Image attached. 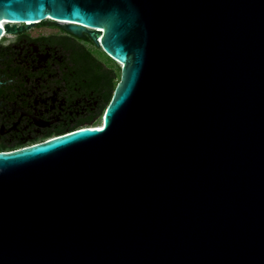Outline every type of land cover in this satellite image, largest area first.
<instances>
[{
	"label": "water",
	"instance_id": "obj_1",
	"mask_svg": "<svg viewBox=\"0 0 264 264\" xmlns=\"http://www.w3.org/2000/svg\"><path fill=\"white\" fill-rule=\"evenodd\" d=\"M42 22L121 76L102 126L0 153V264H264V0H0V41Z\"/></svg>",
	"mask_w": 264,
	"mask_h": 264
},
{
	"label": "flooded vegetation",
	"instance_id": "obj_2",
	"mask_svg": "<svg viewBox=\"0 0 264 264\" xmlns=\"http://www.w3.org/2000/svg\"><path fill=\"white\" fill-rule=\"evenodd\" d=\"M88 39L45 24L1 39L0 153L102 126L104 75L111 68ZM87 50L102 63H76L75 53Z\"/></svg>",
	"mask_w": 264,
	"mask_h": 264
},
{
	"label": "trees",
	"instance_id": "obj_3",
	"mask_svg": "<svg viewBox=\"0 0 264 264\" xmlns=\"http://www.w3.org/2000/svg\"><path fill=\"white\" fill-rule=\"evenodd\" d=\"M41 24H45L48 26H55L54 23H48V22H42ZM88 41L91 42L90 39ZM92 43V42H91ZM102 54L107 56L102 49H100ZM108 57V56H107ZM75 62L79 64H86V65H95L97 63H102L100 62L91 51L84 52V51H77L74 55ZM111 61H113L110 57H108ZM115 62V61H114ZM104 64H107L106 62L103 61ZM108 65V64H107ZM111 69L110 71H106L104 75V93H105V105L109 104L111 101L115 88L117 87L119 81H120V76H121V70L117 69L115 66H110L108 65Z\"/></svg>",
	"mask_w": 264,
	"mask_h": 264
},
{
	"label": "rangeland",
	"instance_id": "obj_4",
	"mask_svg": "<svg viewBox=\"0 0 264 264\" xmlns=\"http://www.w3.org/2000/svg\"><path fill=\"white\" fill-rule=\"evenodd\" d=\"M4 36H5V34H3L2 37H4ZM93 52H94L95 56L100 57L101 60L104 61V62H106L108 65L115 66L116 67V70L117 69L121 70L120 69V66L116 62L111 61L107 56H105L104 54H102V52L99 51V49L98 50H94Z\"/></svg>",
	"mask_w": 264,
	"mask_h": 264
},
{
	"label": "bare ground",
	"instance_id": "obj_5",
	"mask_svg": "<svg viewBox=\"0 0 264 264\" xmlns=\"http://www.w3.org/2000/svg\"><path fill=\"white\" fill-rule=\"evenodd\" d=\"M61 23H63L62 21H60Z\"/></svg>",
	"mask_w": 264,
	"mask_h": 264
},
{
	"label": "built area",
	"instance_id": "obj_6",
	"mask_svg": "<svg viewBox=\"0 0 264 264\" xmlns=\"http://www.w3.org/2000/svg\"><path fill=\"white\" fill-rule=\"evenodd\" d=\"M5 36H6V35H5ZM5 36H4V37H5Z\"/></svg>",
	"mask_w": 264,
	"mask_h": 264
}]
</instances>
